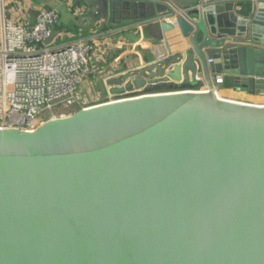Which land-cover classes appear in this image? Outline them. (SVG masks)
I'll return each mask as SVG.
<instances>
[{
	"label": "water",
	"instance_id": "water-1",
	"mask_svg": "<svg viewBox=\"0 0 264 264\" xmlns=\"http://www.w3.org/2000/svg\"><path fill=\"white\" fill-rule=\"evenodd\" d=\"M82 1L157 21L165 53L115 69L117 100L0 130V264H264V105L217 94L264 96V1Z\"/></svg>",
	"mask_w": 264,
	"mask_h": 264
},
{
	"label": "built area",
	"instance_id": "built-area-1",
	"mask_svg": "<svg viewBox=\"0 0 264 264\" xmlns=\"http://www.w3.org/2000/svg\"><path fill=\"white\" fill-rule=\"evenodd\" d=\"M58 23L51 9L38 10L33 20H9L0 0V130L32 132L48 120L88 108L78 90L95 73L89 63L92 46L79 41L51 48L46 40ZM221 83L216 77L214 85Z\"/></svg>",
	"mask_w": 264,
	"mask_h": 264
},
{
	"label": "crops",
	"instance_id": "crops-1",
	"mask_svg": "<svg viewBox=\"0 0 264 264\" xmlns=\"http://www.w3.org/2000/svg\"><path fill=\"white\" fill-rule=\"evenodd\" d=\"M177 7L194 5L197 0H170ZM241 2L245 0H240ZM264 1V0H262ZM7 7L5 17L16 21L33 20L40 9L54 10L59 16L57 32L51 48L64 47L76 42H85L92 46L89 63L95 73L86 77L78 90L79 100L87 107L108 102L111 96L105 81L110 76L142 65L143 60L156 58L165 53L162 40L156 37L157 21L133 20L121 14L112 18H97L82 0H2ZM168 21V20H167ZM173 34L164 35L173 50ZM206 85L201 82L196 91H204ZM218 97L246 103L264 105V96L249 95L234 89L217 92Z\"/></svg>",
	"mask_w": 264,
	"mask_h": 264
},
{
	"label": "rangeland",
	"instance_id": "rangeland-1",
	"mask_svg": "<svg viewBox=\"0 0 264 264\" xmlns=\"http://www.w3.org/2000/svg\"><path fill=\"white\" fill-rule=\"evenodd\" d=\"M4 7H5V6H4ZM4 12H5V13H7V7H6V8H4Z\"/></svg>",
	"mask_w": 264,
	"mask_h": 264
}]
</instances>
